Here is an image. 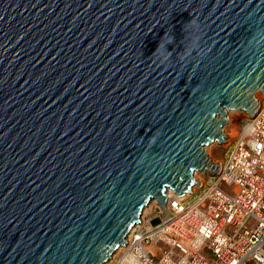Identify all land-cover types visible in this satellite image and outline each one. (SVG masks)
Instances as JSON below:
<instances>
[{
  "label": "water",
  "instance_id": "95a60500",
  "mask_svg": "<svg viewBox=\"0 0 264 264\" xmlns=\"http://www.w3.org/2000/svg\"><path fill=\"white\" fill-rule=\"evenodd\" d=\"M257 92L264 0H0V264H104Z\"/></svg>",
  "mask_w": 264,
  "mask_h": 264
},
{
  "label": "built area",
  "instance_id": "2783aa9c",
  "mask_svg": "<svg viewBox=\"0 0 264 264\" xmlns=\"http://www.w3.org/2000/svg\"><path fill=\"white\" fill-rule=\"evenodd\" d=\"M259 102L226 135L217 172L200 174L183 196L166 190L165 209L148 202L106 264H264V98Z\"/></svg>",
  "mask_w": 264,
  "mask_h": 264
},
{
  "label": "rangeland",
  "instance_id": "374dc122",
  "mask_svg": "<svg viewBox=\"0 0 264 264\" xmlns=\"http://www.w3.org/2000/svg\"><path fill=\"white\" fill-rule=\"evenodd\" d=\"M259 97H260V99L264 98V96H262L261 93H259ZM240 117H241V111L239 112L237 110H229L227 112V123L223 126L225 135L235 134L236 129H237L238 124H239ZM224 147H225L224 142L223 143H217L216 141H214L213 143L206 146L207 154H208V156H210V158L213 162H217L218 160L221 159V156H222L223 151H224ZM200 174H201L200 172L196 171V172H194V177L200 178ZM222 189L224 191H226L227 193L232 192L231 186L223 185Z\"/></svg>",
  "mask_w": 264,
  "mask_h": 264
},
{
  "label": "clouds",
  "instance_id": "9594fccd",
  "mask_svg": "<svg viewBox=\"0 0 264 264\" xmlns=\"http://www.w3.org/2000/svg\"><path fill=\"white\" fill-rule=\"evenodd\" d=\"M126 264H137V261L135 258H132L128 260ZM160 264H173V261L170 258L169 259L162 258Z\"/></svg>",
  "mask_w": 264,
  "mask_h": 264
},
{
  "label": "bare ground",
  "instance_id": "6f19581e",
  "mask_svg": "<svg viewBox=\"0 0 264 264\" xmlns=\"http://www.w3.org/2000/svg\"><path fill=\"white\" fill-rule=\"evenodd\" d=\"M259 93H261V92H257V93H256V97H257L258 101L261 100L260 97H259ZM261 94H262V93H261ZM214 163H216V162H214ZM195 179H197V178H195ZM167 190L172 191V189H167ZM181 196H183V195H181ZM151 201H154V199L150 200L149 202H151ZM142 210H143V208H142ZM135 225H136V224H135ZM135 225H133L132 227H130L128 233L132 230V228H133ZM128 233L126 234V236L128 235ZM125 238H126V237H125ZM119 247H120V246H118L114 252H116V251L118 250ZM108 261H109V260H107L106 262H108ZM106 262H105L104 264H106Z\"/></svg>",
  "mask_w": 264,
  "mask_h": 264
}]
</instances>
